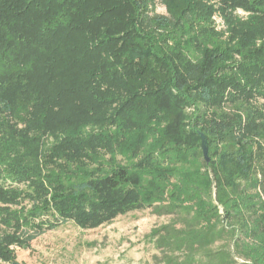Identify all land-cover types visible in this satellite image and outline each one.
<instances>
[{
	"label": "trees",
	"instance_id": "16d2710c",
	"mask_svg": "<svg viewBox=\"0 0 264 264\" xmlns=\"http://www.w3.org/2000/svg\"><path fill=\"white\" fill-rule=\"evenodd\" d=\"M262 10L0 0V259L152 208L155 264H264Z\"/></svg>",
	"mask_w": 264,
	"mask_h": 264
},
{
	"label": "rangeland",
	"instance_id": "374dc122",
	"mask_svg": "<svg viewBox=\"0 0 264 264\" xmlns=\"http://www.w3.org/2000/svg\"><path fill=\"white\" fill-rule=\"evenodd\" d=\"M158 11L165 13L164 6ZM264 15V10L257 12ZM242 11L243 22L251 20ZM214 27L225 36L228 28L217 13L212 15ZM222 212V209H220ZM171 216L158 215L152 208L131 211L95 229H83L68 221L34 239L29 247L16 250L20 264H155L157 250L147 235L150 230L169 221ZM239 260V259H238ZM241 260H239V264ZM0 264H13L0 259Z\"/></svg>",
	"mask_w": 264,
	"mask_h": 264
},
{
	"label": "water",
	"instance_id": "95a60500",
	"mask_svg": "<svg viewBox=\"0 0 264 264\" xmlns=\"http://www.w3.org/2000/svg\"><path fill=\"white\" fill-rule=\"evenodd\" d=\"M201 138H202V150H203V154L206 158L207 161H209V157H208V145H207V139L206 136L201 133ZM13 264H20L18 262H14Z\"/></svg>",
	"mask_w": 264,
	"mask_h": 264
}]
</instances>
